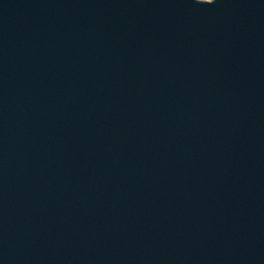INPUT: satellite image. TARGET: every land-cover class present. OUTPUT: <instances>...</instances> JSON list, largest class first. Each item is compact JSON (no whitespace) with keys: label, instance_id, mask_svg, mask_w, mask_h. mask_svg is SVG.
<instances>
[{"label":"water","instance_id":"95a60500","mask_svg":"<svg viewBox=\"0 0 264 264\" xmlns=\"http://www.w3.org/2000/svg\"><path fill=\"white\" fill-rule=\"evenodd\" d=\"M196 2L0 0V264H264V0Z\"/></svg>","mask_w":264,"mask_h":264},{"label":"snow or ice","instance_id":"6c2138e0","mask_svg":"<svg viewBox=\"0 0 264 264\" xmlns=\"http://www.w3.org/2000/svg\"><path fill=\"white\" fill-rule=\"evenodd\" d=\"M195 2H196V0H195ZM216 2V0H212V3H210V4H206V5H212V4H214ZM197 3V2H196ZM199 4H203V3H199Z\"/></svg>","mask_w":264,"mask_h":264}]
</instances>
